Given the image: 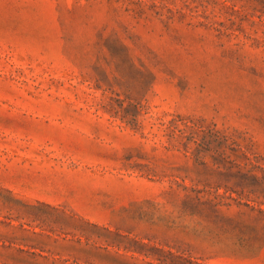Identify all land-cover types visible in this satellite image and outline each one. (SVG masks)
Instances as JSON below:
<instances>
[{"label":"rangeland","instance_id":"obj_1","mask_svg":"<svg viewBox=\"0 0 264 264\" xmlns=\"http://www.w3.org/2000/svg\"><path fill=\"white\" fill-rule=\"evenodd\" d=\"M0 264H264V0H0Z\"/></svg>","mask_w":264,"mask_h":264}]
</instances>
